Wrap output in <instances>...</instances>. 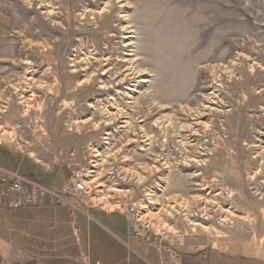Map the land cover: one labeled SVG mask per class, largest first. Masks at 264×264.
<instances>
[{"label": "rangeland", "instance_id": "obj_1", "mask_svg": "<svg viewBox=\"0 0 264 264\" xmlns=\"http://www.w3.org/2000/svg\"><path fill=\"white\" fill-rule=\"evenodd\" d=\"M0 132L47 188L94 169L102 188L81 206L94 218L126 220L116 205L153 182L154 212L186 236L180 264L214 251L264 264V0H0ZM6 207L0 264H84L71 243L50 248L40 215H20L10 239ZM125 220L113 218L120 232ZM93 244L98 264L123 252Z\"/></svg>", "mask_w": 264, "mask_h": 264}, {"label": "crops", "instance_id": "obj_2", "mask_svg": "<svg viewBox=\"0 0 264 264\" xmlns=\"http://www.w3.org/2000/svg\"><path fill=\"white\" fill-rule=\"evenodd\" d=\"M6 151H7L6 149L0 148V168L6 169L12 172L22 173L21 167L23 165H20V163L18 164L17 163L18 160L17 161L12 160L13 157H19V156H16L10 153L9 151L7 152ZM19 158L21 159L23 163L27 161L24 158H21V157ZM12 161H14V165ZM55 173H59V172H53L52 174H55ZM59 175H61L62 182L58 187L52 188L54 190H59L61 186L63 185V183L68 178V176L65 175L64 173L63 174L59 173ZM10 202H11V197L0 199V215H3V218H2L3 220L5 218L4 208L6 206H9ZM5 210L8 211V213L10 214V221L13 223V226L12 227L10 226V239L12 236L11 231L12 232L14 231L15 233V225L17 221L19 220L20 215L23 214L27 218H32L34 217V215H40L42 216L41 222L43 223V227H45L47 223L51 225L50 229L47 228L48 231L43 232L44 234L45 233L51 234L46 237V239H48V242H51L50 248H53L54 246H55L54 248H56V245L51 246L52 244H55L56 242H58L60 246L70 245L71 243L72 249L74 246V248L78 250V253H79V255L77 256L78 262L80 260L82 261L83 259V263L86 264L84 258H85V254L87 253L89 263H92L93 257H95L94 261L95 263L98 264L97 261H100L102 256L101 257L99 256V258H97L95 255L92 254V250L94 248L93 242L96 243L97 246H101V248H96L97 250H107V247L109 250L110 247L107 246V243L110 242L116 248L118 247L120 248V250L122 249L123 252L119 253L120 256L117 258H113V256H111L109 258L110 260L108 259L109 262L106 264H155V257L152 251L147 246L138 244V240H134L130 238L128 234V224H127V229L126 228L121 229V232L117 230V227L114 224L113 218L116 216V217H121L123 220H125L120 215L104 216L102 214L95 212L98 215L96 218H94L92 217V215H90L94 211L90 212L89 215H87L84 213L83 209L77 210V209H71L67 207H57L56 208V207H52L47 200H45L44 203L38 207L25 208V209H22L21 211H16V213H14L15 211H10L7 209ZM27 210H30V211L28 212ZM91 224H93L92 225L93 232H94L93 236L91 235V229H90ZM65 227H66V230H65ZM7 235L8 233H5L4 236L7 237ZM120 235H123V237L124 238L126 237L127 239L126 240L121 239L119 237ZM42 237L45 238V236H42ZM128 238L130 239V241ZM41 242L43 243V240L38 241L37 244H42ZM35 245L36 244H33L32 245L33 248L32 247L31 248L34 249ZM44 247L48 248V246L46 245ZM10 248L13 250H16L14 249L13 245H11ZM86 249L88 252L85 251ZM232 250L233 249L229 250L228 252L231 254V252H233ZM234 254H237V253H234ZM79 256H80V259L78 258ZM236 258H237L236 256H232L229 258V257H226L223 252L214 251L210 253L209 262L210 264H226V263L236 264L235 262H233L234 259ZM248 260H254V259L250 257ZM260 260L262 261V259ZM256 264L258 263L256 262Z\"/></svg>", "mask_w": 264, "mask_h": 264}, {"label": "built area", "instance_id": "obj_3", "mask_svg": "<svg viewBox=\"0 0 264 264\" xmlns=\"http://www.w3.org/2000/svg\"><path fill=\"white\" fill-rule=\"evenodd\" d=\"M2 133L3 132H0L1 136ZM125 171H128V169ZM82 175H84V172L78 170L63 183L59 190H54L45 187L38 181L29 178L27 175L0 168V199L8 197V193L13 195L14 198H11V202L8 206L10 210L38 207L42 205L45 200H47L52 207H67L81 210L83 202H89L87 198L93 196V191H91L92 184H96L95 189H99L97 184L101 183L98 182V180L92 181L91 187H83ZM108 175L112 176V174ZM99 178L100 177H98V179ZM111 180L115 181V178L112 176ZM121 181H124V176H122ZM115 184H118V182H115ZM141 185L142 195L137 202L126 206H121L120 204L116 205L126 217L128 234L132 237H145L148 235L146 236V238H148L147 240L150 241L149 239H152L150 242L151 245H148L150 248H153L152 243L162 244L161 247L164 253L168 254L170 258L169 260L161 261L159 264H180V258L175 250L185 242L186 236L169 230V227L173 228V226H168V232H159V229L155 227L142 225V222L139 220V211H142V204L146 202L147 194L150 193V186L153 185V182L152 184H146L145 181L141 180ZM190 238L192 237L188 235L187 239ZM199 252H202V257L204 259L205 253H203V250Z\"/></svg>", "mask_w": 264, "mask_h": 264}, {"label": "bare ground", "instance_id": "obj_4", "mask_svg": "<svg viewBox=\"0 0 264 264\" xmlns=\"http://www.w3.org/2000/svg\"><path fill=\"white\" fill-rule=\"evenodd\" d=\"M101 11H103V10H101ZM126 29V28H125ZM127 46V45H126ZM125 46V47H126ZM129 60V59H128ZM126 63V62H125ZM131 65H133V64H131ZM127 66H129V65H127ZM254 70V69H253ZM137 71V70H136ZM136 71H135V73H136ZM131 72V71H130ZM129 74V73H128ZM125 75V74H124ZM135 76V75H134ZM133 77V76H132ZM31 78V77H30ZM125 79V78H124ZM137 79V78H136ZM124 81V80H123ZM146 82V81H145ZM144 82V83H145ZM131 89V88H130ZM120 111V110H119ZM201 113V112H200ZM109 115V114H108ZM110 116V115H109ZM127 116V115H126ZM128 121V120H127ZM126 121V122H127ZM142 132V131H141ZM262 134V133H261ZM259 139V138H258ZM259 142V141H258ZM151 143V142H150ZM263 144H264V135L262 136V139H261V141H260V147H261V145L263 146ZM261 149V148H260ZM263 150H264V147L262 148ZM95 150V149H94ZM94 152V151H93ZM261 152V151H260ZM96 153H97V151H96ZM96 156V155H95ZM99 156H100V154H99ZM97 158V157H96ZM95 165H98V164H95ZM106 165V164H105ZM99 166V165H98ZM95 167V166H94ZM97 170V169H96ZM95 175H98V174H96L95 173V170L94 169H92L91 171H89V172H85L84 173V175H82V182H83V187H91V184H92V181L94 182V181H97L98 180V177L96 178V177H94ZM101 176V175H100ZM144 177V176H143ZM252 177H254V176H252ZM252 177H250V178H252ZM257 184V183H256ZM97 187H102V185L100 184V183H98L97 184ZM107 190V189H106ZM103 192H105V191H103ZM117 192H119V193H129V191H127V190H117ZM154 192H155V188L153 187V188H151L150 187V193L149 194H147V198H146V202H143V204H142V211H139V220H140V222H142V225H147V226H149V227H155V228H157V229H159V232H168V226H167V222H162V220H161V217H164L163 215H161V209L158 211V213H156V212H154V209H155V206H156V204L157 205H159V203L157 202V200H155V194H154ZM98 194V193H97ZM101 194H103V193H100V195ZM96 196V195H95ZM195 196V195H194ZM198 196V195H197ZM108 198V197H107ZM94 200H98V199H100V200H105L106 201V197L104 198L103 196H101V197H96V198H93ZM95 202V201H94ZM96 203V202H95ZM99 203V202H98ZM96 205H99V204H96ZM110 205V204H109ZM112 208H114V206L115 205H110ZM109 206V207H110ZM171 206L173 207V204H171ZM110 207V208H111ZM163 207V206H162ZM111 208V209H112ZM103 209H105L104 207H103ZM113 210V209H112ZM110 211V210H109ZM202 212V211H201ZM112 214V213H111ZM172 218V216H166V217H164V218ZM161 220V221H160ZM224 221V220H223ZM159 222L161 223H163V225H160L159 224ZM169 222H171V223H173L172 222V220L171 221H169ZM170 229L169 230H171V231H174V232H178L177 230H175V228L173 227V228H171V227H169ZM206 229H208V228H206Z\"/></svg>", "mask_w": 264, "mask_h": 264}, {"label": "trees", "instance_id": "obj_5", "mask_svg": "<svg viewBox=\"0 0 264 264\" xmlns=\"http://www.w3.org/2000/svg\"><path fill=\"white\" fill-rule=\"evenodd\" d=\"M24 175V174H23Z\"/></svg>", "mask_w": 264, "mask_h": 264}]
</instances>
